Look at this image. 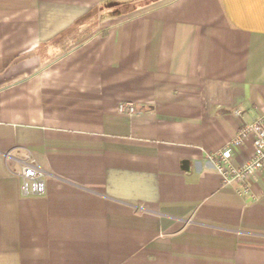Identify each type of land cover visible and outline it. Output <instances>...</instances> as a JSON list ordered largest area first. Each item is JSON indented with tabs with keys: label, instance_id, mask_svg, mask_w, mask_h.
Masks as SVG:
<instances>
[{
	"label": "crops",
	"instance_id": "crops-1",
	"mask_svg": "<svg viewBox=\"0 0 264 264\" xmlns=\"http://www.w3.org/2000/svg\"><path fill=\"white\" fill-rule=\"evenodd\" d=\"M258 118L264 0H0V264H264Z\"/></svg>",
	"mask_w": 264,
	"mask_h": 264
},
{
	"label": "built area",
	"instance_id": "built-area-1",
	"mask_svg": "<svg viewBox=\"0 0 264 264\" xmlns=\"http://www.w3.org/2000/svg\"><path fill=\"white\" fill-rule=\"evenodd\" d=\"M116 110L119 114L131 116L135 111V107L131 102H119ZM235 114H239V112L236 110ZM248 140L251 142V154L242 162L234 164L230 160L232 147L241 145ZM206 157L212 163L223 184H240L241 191L248 193L249 188L246 181L255 177L264 166L263 118L241 123L234 137L227 142L223 149L208 152ZM19 176L22 196L42 195L44 193L45 183L42 172L33 159L28 158L22 161Z\"/></svg>",
	"mask_w": 264,
	"mask_h": 264
}]
</instances>
